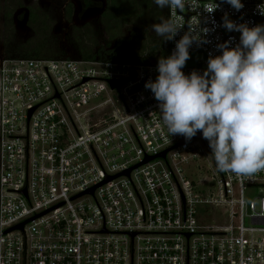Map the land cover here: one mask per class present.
Instances as JSON below:
<instances>
[{
	"label": "built area",
	"instance_id": "1",
	"mask_svg": "<svg viewBox=\"0 0 264 264\" xmlns=\"http://www.w3.org/2000/svg\"><path fill=\"white\" fill-rule=\"evenodd\" d=\"M241 2L192 0L186 31L174 14L167 56L190 25L207 40L188 49L185 75L239 43L225 13L264 24V0ZM119 57L0 56V264H264V196L250 193L264 171L220 172L199 131L169 135L145 88L157 64Z\"/></svg>",
	"mask_w": 264,
	"mask_h": 264
},
{
	"label": "clouds",
	"instance_id": "2",
	"mask_svg": "<svg viewBox=\"0 0 264 264\" xmlns=\"http://www.w3.org/2000/svg\"><path fill=\"white\" fill-rule=\"evenodd\" d=\"M233 9L244 7L241 0H224ZM173 15L151 27L163 40H172L181 28L177 9L192 7V0H153ZM218 5L204 7L211 13ZM264 16V3L256 6ZM221 26L238 32L239 43L229 47L231 38L217 45L220 55L209 56L203 73L182 71L194 42L207 43L193 27L175 43V50L158 59L154 81L145 83L158 101L160 119L169 135L190 141L199 131L208 141L216 169L237 177H252L264 171V24L249 27L236 23L225 13ZM209 29H200L207 33Z\"/></svg>",
	"mask_w": 264,
	"mask_h": 264
},
{
	"label": "trees",
	"instance_id": "3",
	"mask_svg": "<svg viewBox=\"0 0 264 264\" xmlns=\"http://www.w3.org/2000/svg\"><path fill=\"white\" fill-rule=\"evenodd\" d=\"M4 9L3 23L7 30L11 29V15L16 7L22 6L23 0H7ZM65 1L59 4H63ZM74 5L68 1L64 5L63 16L67 23H72L74 16ZM50 10L41 7H30L28 9L27 26L34 38L40 37L42 40L34 44L27 40L24 43L13 46L7 50L12 56H21L25 58H35L40 56L45 36L51 31L54 25V18L50 17ZM166 19V10L157 7L153 0H105V6L101 12L98 21L102 26V31L106 36V47L98 43L96 39V31L91 28L90 23L80 27L71 25V33L67 35V41L71 43L77 55L81 59L93 60L97 54L104 59H112L119 55L121 62L133 64H157L158 59L167 57L168 44L167 40L162 37L155 39L147 31V27H151L154 23H159L160 19ZM139 25L133 32V42L128 43L127 40L119 39L123 36V27L129 25ZM11 43H7L9 48Z\"/></svg>",
	"mask_w": 264,
	"mask_h": 264
},
{
	"label": "rangeland",
	"instance_id": "4",
	"mask_svg": "<svg viewBox=\"0 0 264 264\" xmlns=\"http://www.w3.org/2000/svg\"><path fill=\"white\" fill-rule=\"evenodd\" d=\"M4 1L5 0H0V46L4 45V51L6 49L10 50L12 49L13 46L19 45L20 43H24L27 40L31 41L32 38V43L37 44L39 43L42 38L36 37L34 38L30 29L27 26V35L28 38H23L16 30L13 28L7 30L4 26L3 23V10L4 8ZM65 0H23L22 4L23 6H27V9L30 7H41L43 9H49L50 10V17H53L55 22L54 25L51 29V31L47 34L46 39L43 42V47L41 48L40 55H47V56H61V55H66L67 53H70L72 51L74 54L76 51L74 50L73 46L71 43H69L67 40L62 39V35L64 32H67V35L71 33L70 26L69 25H63L64 21L61 17V11L62 5L59 3H62ZM69 1V0H68ZM73 1V3L76 5V8H79V3H81V7L83 9V15L82 19H88L90 21L91 28L95 29L96 31V39L98 43L102 46V48L106 47V36L102 31V26L98 21V17L96 15L98 12L103 8L104 6V0H70ZM74 5V6H75ZM166 10V7L162 9L164 12ZM76 22L79 20L77 16H75ZM73 24V23H72ZM74 25V24H73ZM75 26L76 23H75ZM139 25H134L130 23L129 25H126L123 27L122 33L123 36L119 37V39L122 40H127L128 43L125 46V48L128 47L130 43L133 42V32H135L134 29H136ZM148 33H150L152 36H154L155 39H158L159 36L155 34V32L152 30V27L146 26ZM66 35V39H67ZM160 38V37H159ZM7 43H11L9 45V48L7 46ZM2 54V53H1ZM77 54V53H76ZM72 55V54H71ZM7 57L10 58H16V57H21V56H12L9 54L6 55ZM102 58V57H101ZM192 62H186V64H191ZM251 196L253 197H262L264 196V188H255L254 190L250 191Z\"/></svg>",
	"mask_w": 264,
	"mask_h": 264
},
{
	"label": "flooded vegetation",
	"instance_id": "5",
	"mask_svg": "<svg viewBox=\"0 0 264 264\" xmlns=\"http://www.w3.org/2000/svg\"><path fill=\"white\" fill-rule=\"evenodd\" d=\"M7 2H8L7 0L4 1V8H2V10H3L2 13L3 14H4V9H5L6 5H7ZM66 2H68V0H66ZM66 2H64V4L61 6V7H63L62 11H61V17H62V19L64 21L63 25L67 24V25H69L71 27V25H73V24H74L73 26H75V23H76L77 27H80V26H82L84 24L90 23L91 19L90 20L82 19V15H83L84 12H83V9L81 7V3H79V8L77 9L76 5L73 3V1H70V2H72L73 5H75L74 8L77 10V13L73 16V20H72L73 24L72 23H70V24L67 23L66 20L64 19V16H63L64 5L66 4ZM104 6H105V0H104ZM104 6L98 12L96 17L99 18L101 12L104 9ZM75 16H77L78 19H79L77 22H76ZM27 20H28V9H27V6H25V5L23 6V4H22V6L16 7V8L13 9L12 15H11V28L16 30L23 38H28V35H27V32H28L27 31ZM66 35H67V32H64L63 35H62V39L63 40H67L66 39ZM70 52H71L72 56H78L76 53L74 54L72 51H70ZM1 55H8L6 49L4 51V45L0 46V56ZM96 57H102V56L100 54H97Z\"/></svg>",
	"mask_w": 264,
	"mask_h": 264
},
{
	"label": "water",
	"instance_id": "6",
	"mask_svg": "<svg viewBox=\"0 0 264 264\" xmlns=\"http://www.w3.org/2000/svg\"><path fill=\"white\" fill-rule=\"evenodd\" d=\"M76 13H77V10L75 9V10H74V15H75ZM177 13L182 14V13L179 11V9H177ZM182 16H183L184 19H185L184 29H185V31H186V30H187V23H186V21H187L188 15H187V14H182ZM109 84H110V87H111V88H118L119 85H120V82H111V81H110ZM30 113H31V111L29 112V115H30ZM29 115H28V116H29ZM199 136H202L201 133L199 134ZM164 154H165V151L162 152L161 154H159V156L163 157ZM147 160H148V159L144 160V162L147 161ZM129 171H130V169L127 170V171L125 172V174H128ZM114 177H116V176H114ZM114 177H107L103 182H106V181H108V180H110V179H112V178H114ZM92 191H93V188H92L89 192H92ZM23 224H24V223L18 225V226L15 227V228H21V227L23 226ZM9 230H12V229H9ZM9 230H8V231H9Z\"/></svg>",
	"mask_w": 264,
	"mask_h": 264
}]
</instances>
